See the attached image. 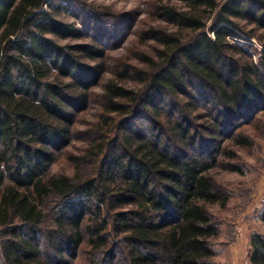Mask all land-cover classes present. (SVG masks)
Returning <instances> with one entry per match:
<instances>
[{
	"label": "trees",
	"instance_id": "1",
	"mask_svg": "<svg viewBox=\"0 0 264 264\" xmlns=\"http://www.w3.org/2000/svg\"><path fill=\"white\" fill-rule=\"evenodd\" d=\"M175 1L157 7L175 30L143 33L158 47L148 70L105 82L103 42L63 21L61 0H0V264H75L87 246L103 256L94 264L119 253L125 264H213L209 207L230 198L212 172L225 142L264 114V0ZM241 38L260 43L258 60ZM97 88L102 120L120 118L124 133L98 126L72 158L78 169L97 161L96 175L56 174ZM149 118L171 134L134 124ZM194 119L209 120L202 134ZM249 259L264 264L263 234Z\"/></svg>",
	"mask_w": 264,
	"mask_h": 264
},
{
	"label": "rangeland",
	"instance_id": "2",
	"mask_svg": "<svg viewBox=\"0 0 264 264\" xmlns=\"http://www.w3.org/2000/svg\"><path fill=\"white\" fill-rule=\"evenodd\" d=\"M67 9L62 14L66 23L74 24L86 36L101 39L109 57L110 72L106 81L112 79L120 70L130 67L137 71L148 70L145 58H155L158 47L154 42L142 41L143 33L152 27H175L164 23L158 15L159 4L175 0H61ZM179 4V3H177ZM90 37L76 43L90 42ZM236 43L249 49L259 59L261 45L256 40L251 42L244 38ZM103 89L97 88L93 103L89 110L82 114L76 125L73 143L63 155L59 157L53 172L73 176L84 171L85 174H97L98 162L87 164L78 169L77 163L72 158H83L88 153L91 136L99 134L98 126H102L107 134H123L126 127L116 122L106 125L103 116ZM200 105L207 106L206 103ZM209 107V106H208ZM146 123L145 129L151 126L159 132L151 134H171L167 122L161 126L149 119H140L135 125ZM208 119H194L197 134L199 128ZM210 123V122H209ZM144 124V123H143ZM202 134V133H201ZM204 134V133H203ZM238 138L230 139L223 145V153L219 157L220 164L212 172L217 183L229 195L226 207L214 205L209 207V212L218 225L219 236L212 241L216 256L213 264H250L249 253L251 238L256 233L264 235V225L260 214L264 210V114L256 121L243 127ZM82 162V160H81ZM229 164H235L239 171L226 169ZM120 247L115 250L120 251ZM124 256L119 253L118 264H125ZM98 252H91L90 247L82 250L75 264H94L102 260Z\"/></svg>",
	"mask_w": 264,
	"mask_h": 264
}]
</instances>
